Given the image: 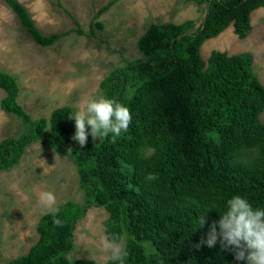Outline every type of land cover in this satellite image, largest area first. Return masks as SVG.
<instances>
[{
    "label": "trees",
    "instance_id": "1",
    "mask_svg": "<svg viewBox=\"0 0 264 264\" xmlns=\"http://www.w3.org/2000/svg\"><path fill=\"white\" fill-rule=\"evenodd\" d=\"M3 1L42 47L73 33L95 38L104 28L97 21L86 31L75 21V29L45 35L23 4ZM117 1L104 5L96 18ZM185 1L207 5L199 27L195 20L151 24L138 41L142 56L114 68L101 82L103 97L131 111L128 130L114 142L111 134L94 140L88 129L81 147L72 139L75 121L69 117L77 110L70 106L34 119L19 101L18 78L0 70L6 94L0 107L25 128L0 142V172L11 170L28 147L41 143L72 160L84 196L81 203L68 200L44 214L37 242L7 264H94L68 258L77 224L93 207L109 214L107 237L118 236L117 243L127 238L123 264H246L222 249L219 239L213 247L200 242L208 239L232 196L264 209V84L250 52L214 50L205 60L202 47L231 25L240 39L247 38L252 14L264 8V0ZM148 173L158 179L147 182ZM56 218L63 226L54 225Z\"/></svg>",
    "mask_w": 264,
    "mask_h": 264
},
{
    "label": "rangeland",
    "instance_id": "2",
    "mask_svg": "<svg viewBox=\"0 0 264 264\" xmlns=\"http://www.w3.org/2000/svg\"><path fill=\"white\" fill-rule=\"evenodd\" d=\"M29 11L37 28L45 35L75 29L78 21L89 30L100 21L97 37L75 33L50 47L38 45L25 31L18 16L0 0V70L18 78L19 101L34 119L49 118L59 107L78 110L85 98L103 97L100 87L116 67L142 56L138 41L151 24L183 23L204 18L207 5L185 0H119L107 12L96 15L111 0H18ZM252 31L240 39L231 25L220 36L206 41L202 56L207 60L214 50L235 55L250 52L253 69L264 84V8L253 12ZM196 25V26H197ZM0 89V103L5 97ZM264 122V113L261 115ZM24 125L0 107V142L18 137ZM51 191L60 209L73 200L81 203L78 172L72 160L50 146L34 143L19 164L0 172V264L28 253L39 239L38 223L48 212L39 204V193ZM109 214L105 208H91L75 230L71 260L90 259L106 264L110 253L101 250ZM127 244L124 237L119 243Z\"/></svg>",
    "mask_w": 264,
    "mask_h": 264
},
{
    "label": "clouds",
    "instance_id": "3",
    "mask_svg": "<svg viewBox=\"0 0 264 264\" xmlns=\"http://www.w3.org/2000/svg\"><path fill=\"white\" fill-rule=\"evenodd\" d=\"M69 119L75 121V135L73 140L81 147L88 140V129L95 140L106 138L111 134L113 142L122 133L126 132L132 121L131 111L124 104L114 99L105 97L85 98L81 101L78 110ZM71 151H69L70 153ZM158 179V174L148 173L147 182ZM39 204L48 211L55 212L56 196L51 191L39 193ZM54 225L63 226L59 218L53 220ZM205 223L201 218V224ZM218 228V231H217ZM120 238L113 236L101 237V250L110 253L112 260L123 261L127 257L124 244L117 243ZM219 239L220 246L224 250H230L237 261H245L246 264H264V209L254 208L249 201L234 195L226 201V210L220 214L218 222H213L208 231V239L201 240L200 245L208 247L216 245ZM196 245V247H200ZM145 248H150V243L145 242Z\"/></svg>",
    "mask_w": 264,
    "mask_h": 264
},
{
    "label": "water",
    "instance_id": "4",
    "mask_svg": "<svg viewBox=\"0 0 264 264\" xmlns=\"http://www.w3.org/2000/svg\"><path fill=\"white\" fill-rule=\"evenodd\" d=\"M200 25H201V22H200V23H198L197 27H199Z\"/></svg>",
    "mask_w": 264,
    "mask_h": 264
}]
</instances>
